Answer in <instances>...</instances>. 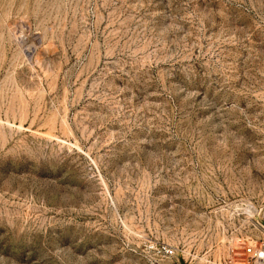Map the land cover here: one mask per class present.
Listing matches in <instances>:
<instances>
[{
    "label": "rangeland",
    "instance_id": "rangeland-1",
    "mask_svg": "<svg viewBox=\"0 0 264 264\" xmlns=\"http://www.w3.org/2000/svg\"><path fill=\"white\" fill-rule=\"evenodd\" d=\"M247 245L264 0H0V264H264Z\"/></svg>",
    "mask_w": 264,
    "mask_h": 264
},
{
    "label": "built area",
    "instance_id": "built-area-1",
    "mask_svg": "<svg viewBox=\"0 0 264 264\" xmlns=\"http://www.w3.org/2000/svg\"><path fill=\"white\" fill-rule=\"evenodd\" d=\"M244 248V254L249 260H254L255 262L264 260V248H255L252 245H247ZM157 249L159 253L165 254L167 256H172L175 254V250L169 246H161Z\"/></svg>",
    "mask_w": 264,
    "mask_h": 264
}]
</instances>
